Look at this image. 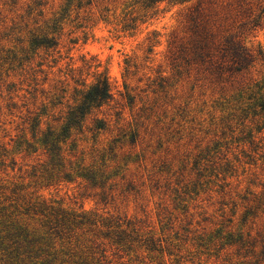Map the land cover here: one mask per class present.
Returning <instances> with one entry per match:
<instances>
[{
  "label": "rangeland",
  "instance_id": "obj_1",
  "mask_svg": "<svg viewBox=\"0 0 264 264\" xmlns=\"http://www.w3.org/2000/svg\"><path fill=\"white\" fill-rule=\"evenodd\" d=\"M140 4L0 0V201L38 228L31 209L38 195L88 233L82 242L98 246L100 263L79 249L68 264H142L144 257L145 264H264V128L247 98L264 85L256 56L264 53V11L258 25L251 22L264 0ZM197 4L214 45L236 35L251 66L232 74L199 63L171 67L168 51L188 39L184 18ZM134 18L135 27L123 29ZM46 32L58 45L35 49L32 38ZM103 77L111 99L66 131L63 149L107 178L40 181L38 169L51 166L44 136H64L68 110ZM116 216L137 230L136 241L106 235ZM149 246L163 255L149 257Z\"/></svg>",
  "mask_w": 264,
  "mask_h": 264
},
{
  "label": "trees",
  "instance_id": "obj_2",
  "mask_svg": "<svg viewBox=\"0 0 264 264\" xmlns=\"http://www.w3.org/2000/svg\"><path fill=\"white\" fill-rule=\"evenodd\" d=\"M168 3H184L189 0H141V7L144 10L149 8H156L161 2ZM137 1L136 3H139ZM80 5V4H79ZM69 6V3L67 4ZM264 9H261L260 13L252 19L253 26L259 24ZM186 30L189 33L186 42L179 44H171L169 53L170 65L172 68H180L181 64H206L212 66V72L220 73L227 71L232 74L239 72L247 67L251 66L254 62V57L250 55L248 48L240 41L236 40V35L226 38L221 46L216 47L213 42V32L209 24V18H207L203 9L200 8L199 4L189 9L185 15ZM135 18L131 19L130 22L124 24L123 29H132L135 27ZM52 32H56V24L52 26ZM40 34H38L39 36ZM41 39L37 37L32 38L33 45L38 49L41 46L56 47L58 45V38L55 36H49L46 32L42 35ZM214 48L216 49V55L213 53ZM150 50V49H149ZM256 56H260L264 65V53L258 51ZM257 86V85H256ZM80 98L76 105L72 106L65 116L66 122L63 126L64 136L55 135L54 132H49V135H45L42 142L48 146L47 151L49 154L48 164L49 167H40L38 170L41 172L37 178L40 181H51L52 179L69 177L72 179V175L80 177L88 182L93 183L100 178L104 177V169L92 167H84L82 165V159L76 157L74 161L68 160L64 155L63 145H65L66 139L69 135L66 132L70 127L75 125H81L87 114L91 112L93 108H98L105 102L111 99L112 94L108 81L105 77L98 79L95 83L91 84L86 91H81L79 94ZM248 99L255 100L254 106L257 109L255 115H258L262 119L264 128V85L258 87L255 93L250 94ZM38 122V121H37ZM36 122L35 126L38 125ZM97 128H104V122L98 120ZM75 157V155H74ZM70 164L68 168L69 172L64 171L66 168L65 163ZM73 164H76L73 167ZM95 164V161H94ZM100 167L104 168V163L100 164ZM26 199V198H25ZM37 201L31 205L33 215H40V227L34 228L28 226L20 215L24 212L17 209V214L11 216L6 212L8 206H4V202L0 201V260L4 264H68V258L77 255L80 250L89 253L90 258H97L98 246L91 248L82 242L88 233L84 231H78L69 227V221H71L67 214L61 211V209L50 206L45 200H42L36 196ZM30 199H26L25 203H30ZM10 206H14L9 204ZM16 207V206H15ZM17 208V207H16ZM28 212H25V214ZM2 216L12 219L13 226L1 224L4 222ZM85 216V215H84ZM31 217V216H27ZM101 220V218H99ZM111 220V221H110ZM97 218L92 220L90 223L95 224ZM110 225H108V231L106 235H111L114 239L118 240V243H124L126 241H136L134 233L137 232L135 228L127 230L122 228L123 222L119 216L109 219ZM76 225L77 221H72ZM81 224L87 223L85 220L79 221ZM99 231L93 234H98ZM88 242V241H87ZM90 246V245H89ZM123 251V249H116ZM105 249H101V256L104 257ZM149 253L151 258H159L163 255L160 248L149 246L144 252ZM150 254H152L150 256ZM65 258V259H62ZM143 258V257H142ZM103 259V258H102ZM144 260H141L142 264H145ZM74 264L75 263L73 260ZM188 260L183 261L187 263ZM72 263V262H71ZM100 263V262H99ZM182 263V262H181ZM180 263V264H181Z\"/></svg>",
  "mask_w": 264,
  "mask_h": 264
}]
</instances>
